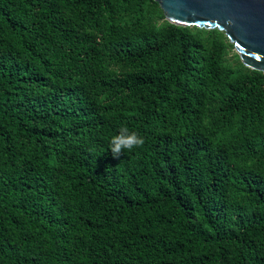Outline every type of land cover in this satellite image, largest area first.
<instances>
[{
  "label": "trees",
  "instance_id": "16d2710c",
  "mask_svg": "<svg viewBox=\"0 0 264 264\" xmlns=\"http://www.w3.org/2000/svg\"><path fill=\"white\" fill-rule=\"evenodd\" d=\"M0 264H264L261 72L150 0H0Z\"/></svg>",
  "mask_w": 264,
  "mask_h": 264
},
{
  "label": "water",
  "instance_id": "95a60500",
  "mask_svg": "<svg viewBox=\"0 0 264 264\" xmlns=\"http://www.w3.org/2000/svg\"><path fill=\"white\" fill-rule=\"evenodd\" d=\"M170 23L220 30L236 61L264 80V0H150Z\"/></svg>",
  "mask_w": 264,
  "mask_h": 264
},
{
  "label": "clouds",
  "instance_id": "9594fccd",
  "mask_svg": "<svg viewBox=\"0 0 264 264\" xmlns=\"http://www.w3.org/2000/svg\"><path fill=\"white\" fill-rule=\"evenodd\" d=\"M144 138L135 131H130L127 126H121L118 132L110 137L109 150L113 157H119L125 152L142 147Z\"/></svg>",
  "mask_w": 264,
  "mask_h": 264
}]
</instances>
